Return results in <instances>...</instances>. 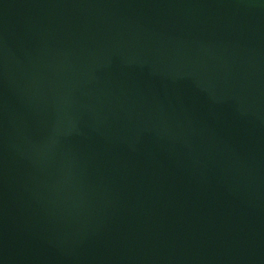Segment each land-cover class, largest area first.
I'll return each instance as SVG.
<instances>
[{
	"label": "water",
	"instance_id": "obj_1",
	"mask_svg": "<svg viewBox=\"0 0 264 264\" xmlns=\"http://www.w3.org/2000/svg\"><path fill=\"white\" fill-rule=\"evenodd\" d=\"M0 264H264V0H0Z\"/></svg>",
	"mask_w": 264,
	"mask_h": 264
}]
</instances>
